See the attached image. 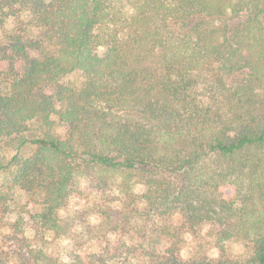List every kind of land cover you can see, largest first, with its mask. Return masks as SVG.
Listing matches in <instances>:
<instances>
[{"label":"trees","instance_id":"trees-1","mask_svg":"<svg viewBox=\"0 0 264 264\" xmlns=\"http://www.w3.org/2000/svg\"><path fill=\"white\" fill-rule=\"evenodd\" d=\"M1 181L39 204L14 264H264V0H0ZM82 181L128 243L53 254Z\"/></svg>","mask_w":264,"mask_h":264},{"label":"rangeland","instance_id":"rangeland-1","mask_svg":"<svg viewBox=\"0 0 264 264\" xmlns=\"http://www.w3.org/2000/svg\"><path fill=\"white\" fill-rule=\"evenodd\" d=\"M0 186L1 192L7 194L6 201L2 204L5 209H0V216L4 222L0 224V264H14V260H6L5 256L20 246L16 241L22 232L33 239L37 223L33 216L39 211V204L15 188L8 190L6 181H1ZM114 196L115 192L103 193L90 187L85 181L80 182L79 187H72L67 208L59 213L61 224L70 226L71 233L67 237L55 240L56 243L49 248L52 249L51 253L60 255L75 251L85 254L95 253L100 252L101 249L118 247L120 244L118 242H125L127 239L120 238L119 234L110 233L111 225H103L101 230L98 228L104 220L100 208L109 211L120 208L117 203L111 201ZM171 220L174 224H180L181 217L176 215ZM214 235L215 227L209 224L200 226L194 234L186 233L185 246L181 251L182 258L186 259L193 254L213 260L220 258V252L214 243ZM34 243L32 242V245ZM246 250L245 244L239 240L224 244L226 257L242 256Z\"/></svg>","mask_w":264,"mask_h":264}]
</instances>
